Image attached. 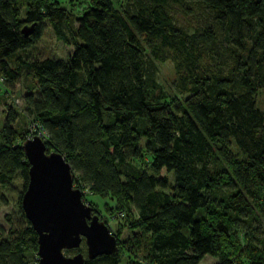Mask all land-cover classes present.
Instances as JSON below:
<instances>
[{
	"label": "trees",
	"instance_id": "16d2710c",
	"mask_svg": "<svg viewBox=\"0 0 264 264\" xmlns=\"http://www.w3.org/2000/svg\"><path fill=\"white\" fill-rule=\"evenodd\" d=\"M66 1L0 0V76L6 85L28 78L22 108L44 131L45 150L63 156L78 186L135 209L126 250L140 263L197 264L209 254L214 264H264V234L237 226L241 212L264 221V110L256 98L264 97V0H123L120 9L89 0L78 14L73 1L83 0ZM173 5H193L205 18L187 33L172 20ZM45 23L72 46L68 55H16ZM142 42L154 60L171 58L185 95L177 104L156 82ZM18 114L6 105L0 126L6 189L15 177L27 181ZM18 207L25 225L0 235V264H27L36 251ZM114 236L115 252L82 264H119Z\"/></svg>",
	"mask_w": 264,
	"mask_h": 264
},
{
	"label": "water",
	"instance_id": "95a60500",
	"mask_svg": "<svg viewBox=\"0 0 264 264\" xmlns=\"http://www.w3.org/2000/svg\"><path fill=\"white\" fill-rule=\"evenodd\" d=\"M32 27L22 26V35L27 36ZM21 149L28 170L20 208L36 234V264H82V253H62L77 248L82 239L86 258L115 252V237L91 207L81 201L63 156L54 150L46 151L37 135L24 139Z\"/></svg>",
	"mask_w": 264,
	"mask_h": 264
},
{
	"label": "rangeland",
	"instance_id": "374dc122",
	"mask_svg": "<svg viewBox=\"0 0 264 264\" xmlns=\"http://www.w3.org/2000/svg\"><path fill=\"white\" fill-rule=\"evenodd\" d=\"M54 1L58 2L60 6L68 7L66 0ZM111 2L113 7L118 9H120L123 5V0H111ZM87 6H89V0H83L81 2L73 1L71 11L75 14H78ZM173 9L174 14L172 20L174 24L184 29L187 33H190L193 27L200 25L201 19L205 18L204 12L199 10L198 8H194L193 5L189 7V10H186L182 6L179 7L177 5H173ZM223 43L224 40L221 39L220 44ZM142 45L144 46L143 42ZM71 49L72 46L65 45L60 40H58L55 37L50 25L45 23L40 38H38L25 50H18L16 52V55H18L22 59H29L33 57L65 58L71 51ZM144 51L146 58L151 59L155 65L154 77L166 99L172 100L175 102V104H177V101H181L185 95L181 94L175 88L174 71L171 58H168L163 62H158L151 57L145 46ZM7 85L6 86L8 87L9 91L16 98H18L20 100V103L22 104L21 96L25 92V88L28 85V78L18 77L16 81L7 83ZM256 98L260 109L264 110L263 94L261 92H258ZM8 104V100L0 94V126L3 121L4 107ZM16 110L18 111L17 107ZM32 123H34L35 126L39 129L38 123L33 120L32 117L22 115V113L18 114L13 125L20 132V138L22 137L23 140L26 139L27 135L32 134L33 136L34 134H38L37 129L32 126ZM133 163L136 165L141 164V162L137 159H133ZM11 186L12 187L10 189L0 187V235H2V237L4 238H7V234L9 233L10 229H20L25 225V220L18 207L20 205V196L25 187L23 186V182L19 177H15V179L11 182ZM80 187L83 188L82 191L85 199L91 203L89 204V206L93 208L92 212L95 213L98 219L101 220L104 224L106 221L108 222V226H106L108 227L109 232L113 236L114 234H116L117 240L122 244V249L119 255V264H126L127 259L129 258L135 260L136 262L137 259L133 257L134 255H131L126 250V240H128L130 234L132 233L130 232V230H136H129L127 228V222L130 220V218L136 217L135 209L130 204L117 200L115 196L111 195L108 192L101 194H92L87 190L86 187ZM224 190L226 191L225 188ZM102 219H104L105 222ZM242 225L248 226V228H252L259 237H262L264 234V221L256 213H253L252 215H247L244 212L239 213L237 226L240 229ZM116 228H118V232L116 231ZM76 252L82 253V255L85 257V245L83 239L81 240L77 248L62 250V253L64 255H72ZM36 260L37 255L35 251L33 255L28 257L27 264H36ZM137 262L140 263V261ZM215 262V257L209 254H204L197 264H214Z\"/></svg>",
	"mask_w": 264,
	"mask_h": 264
},
{
	"label": "built area",
	"instance_id": "2783aa9c",
	"mask_svg": "<svg viewBox=\"0 0 264 264\" xmlns=\"http://www.w3.org/2000/svg\"><path fill=\"white\" fill-rule=\"evenodd\" d=\"M0 93H2V95L8 100L9 104L11 106H13L14 108H18V111L20 113H22L23 115H25V112L22 108V104L20 103V100L18 98H16L8 89V87L5 84V80L2 76H0ZM20 105V107H19ZM32 126L35 127L37 129L38 134H34L37 135L41 138V140L44 142L45 139V134L44 131L39 127V129L35 126L34 123H32ZM31 135H27L26 138L31 137ZM74 178V176H73ZM71 179H72V175H71ZM74 185V187L78 188L79 192H80V199L85 202L87 205H89V201L85 199L83 191H82V187L78 186V184L75 182V179L72 180V186ZM104 221V219H102ZM105 222V221H104ZM107 221L105 222V224L107 225ZM108 226V225H107Z\"/></svg>",
	"mask_w": 264,
	"mask_h": 264
}]
</instances>
